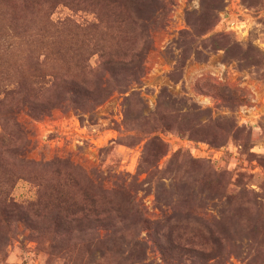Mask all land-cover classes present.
Instances as JSON below:
<instances>
[{"label":"rangeland","instance_id":"obj_1","mask_svg":"<svg viewBox=\"0 0 264 264\" xmlns=\"http://www.w3.org/2000/svg\"><path fill=\"white\" fill-rule=\"evenodd\" d=\"M68 2L70 38H35L0 0V264H264V0ZM134 46L133 83L54 88Z\"/></svg>","mask_w":264,"mask_h":264},{"label":"trees","instance_id":"obj_2","mask_svg":"<svg viewBox=\"0 0 264 264\" xmlns=\"http://www.w3.org/2000/svg\"><path fill=\"white\" fill-rule=\"evenodd\" d=\"M13 2H14L13 8L15 10H18V12L10 11L12 15L18 16V13H20L21 19L22 18L29 19L33 17L34 24L36 26V32H35L36 35L34 34L35 38H70L69 33H71L72 31L71 30V25H73L72 21L69 19L68 21H65V22L62 21L60 23H56L52 19V14L55 8L61 3L69 4L68 0H13ZM26 27L27 26L24 25L19 30L21 32H25ZM63 29L67 30V33H64L62 31ZM16 37H19V35ZM101 38H104V37H101ZM46 42L47 41H40L41 43L40 50L44 54L47 51L51 52V50H54V51L55 49L58 50L57 46H63V47L70 48V45L68 43L52 41V44L54 46H50ZM135 47L136 46L133 47V50L135 49L134 50L135 54L133 55L128 54V56H125L123 58L114 57L115 54L111 55L112 57H110L109 60L105 62L103 66V71H105L106 75L103 74L101 80L97 84L88 78V72H87V74H83L84 78H80V79L75 76H71V78L70 76H64V77L62 76L61 78H59V80L57 79V81L53 84V86L54 88H57V90L59 91L62 90L63 93L68 94V96H71V98H74V96H78V94L86 98H91V97L93 98V95L95 94V90H97L98 87L101 88L103 85L106 84L107 74L113 75L114 80H117L118 82H124L125 80L121 79L123 77L122 74L129 73L131 80L133 79L131 83H133L134 81H136V79L142 77L146 73V66H145L146 56H143L142 53L140 54L141 50L139 47L138 48H135ZM80 48H83V46ZM118 48L120 49L121 46L118 45ZM9 49H11L12 51L16 50L15 46H12V48L9 47L8 51ZM102 49H104V46ZM64 58L57 59L59 65L62 62V67H63L62 69H65L66 66L67 68L71 67L70 64L72 63V59L70 58L64 59ZM63 63L65 64L63 65ZM75 66L81 67V69L85 68L84 66L79 65V64L74 65V67ZM44 67H45V64L40 63L38 61L35 66V70H38ZM19 69H21V66L19 67ZM11 70H13V68ZM24 94L25 93H23L21 95V98L18 100V103H20L21 106L25 105L26 96H24ZM97 101L100 103L102 100L101 101L97 100ZM97 101L95 100L96 103ZM23 107L20 108V110H22ZM8 112H12V111H8ZM169 125H173V124H169ZM155 132L156 130L152 129L148 134L152 135ZM154 137L156 136H153V138ZM157 139L158 138H155V140ZM79 209H80L79 213H81V211H83L82 210L83 208H79ZM21 213H22L21 209L18 208V206L16 205V203H14L12 199L0 201V224H6V223L8 224V221L14 218L16 220L18 219L21 220L22 219ZM74 220L80 221V219L77 217L74 218ZM60 221L62 222V219Z\"/></svg>","mask_w":264,"mask_h":264}]
</instances>
